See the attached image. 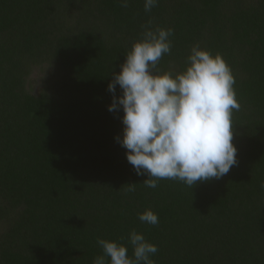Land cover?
Returning a JSON list of instances; mask_svg holds the SVG:
<instances>
[{
	"label": "trees",
	"instance_id": "16d2710c",
	"mask_svg": "<svg viewBox=\"0 0 264 264\" xmlns=\"http://www.w3.org/2000/svg\"><path fill=\"white\" fill-rule=\"evenodd\" d=\"M145 2L0 0V264H94L98 239L134 259L133 230L154 264H264V0ZM149 21L173 30L158 74L197 44L233 71L238 163L220 179L146 187L117 142L108 85Z\"/></svg>",
	"mask_w": 264,
	"mask_h": 264
},
{
	"label": "clouds",
	"instance_id": "9594fccd",
	"mask_svg": "<svg viewBox=\"0 0 264 264\" xmlns=\"http://www.w3.org/2000/svg\"><path fill=\"white\" fill-rule=\"evenodd\" d=\"M158 0H146L150 12ZM128 7V0H122ZM145 25L142 40L134 43L126 55L119 74H113L108 90L113 93L110 112L123 108V139L117 142L126 148L127 160L137 175L149 177L143 184L156 188L160 180H179L188 186L220 179L237 165V148L233 140V113L241 109L234 85L235 76L221 54L214 57L199 45L191 49L190 66L186 71L158 74V64L171 51L172 29ZM155 70V72L153 71ZM122 89L117 97L116 86ZM136 184L126 192H135ZM142 222L159 223L151 210L139 215ZM129 241L134 259L129 258L123 244L98 239L103 255L94 264H154L150 256L158 247L148 243L135 230Z\"/></svg>",
	"mask_w": 264,
	"mask_h": 264
}]
</instances>
